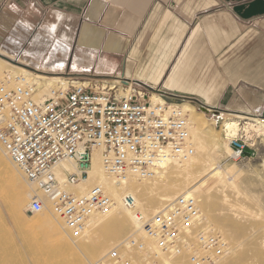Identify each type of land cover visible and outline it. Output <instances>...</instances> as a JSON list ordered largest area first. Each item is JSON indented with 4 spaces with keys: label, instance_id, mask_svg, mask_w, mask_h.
<instances>
[{
    "label": "built area",
    "instance_id": "obj_1",
    "mask_svg": "<svg viewBox=\"0 0 264 264\" xmlns=\"http://www.w3.org/2000/svg\"><path fill=\"white\" fill-rule=\"evenodd\" d=\"M112 82L70 78L66 85L42 95L24 76L12 81L0 78V147L49 203L34 194L30 211H51L75 240L82 237L94 214L105 215L115 205L103 185L78 195L79 187L90 180L96 154L104 175L117 185L129 178L153 179L173 158L194 155L181 108L185 100H172L160 90L147 96L127 80ZM155 96L162 102H154ZM238 124L235 134L224 129L234 161L256 145L246 123ZM66 163L76 171L67 170ZM59 170L64 180L58 177ZM123 202L136 213L146 239L131 237L114 247L105 257L107 264H133L126 255L133 251L140 254L139 264H164L166 258H176L180 264H216L226 257V240L208 227L195 197L182 195L150 219L138 211L130 194Z\"/></svg>",
    "mask_w": 264,
    "mask_h": 264
},
{
    "label": "crops",
    "instance_id": "obj_2",
    "mask_svg": "<svg viewBox=\"0 0 264 264\" xmlns=\"http://www.w3.org/2000/svg\"><path fill=\"white\" fill-rule=\"evenodd\" d=\"M69 27L73 80H127L196 107L264 105V0H0L9 47L39 34L48 50Z\"/></svg>",
    "mask_w": 264,
    "mask_h": 264
},
{
    "label": "bare ground",
    "instance_id": "obj_3",
    "mask_svg": "<svg viewBox=\"0 0 264 264\" xmlns=\"http://www.w3.org/2000/svg\"><path fill=\"white\" fill-rule=\"evenodd\" d=\"M68 29L69 32L68 30L63 31L61 42L58 41L55 43V40L52 39L54 40L52 44L51 38H47L48 43L50 42L47 46L48 50L43 46L44 42L47 41L46 37L38 36L39 34L37 36L35 34L36 37L32 40L30 48L27 46L28 49L26 50L24 46L18 45V47L15 48V46L9 47L11 46L10 44L8 47L1 45L0 56L2 57H0V78L12 81L17 76H24L37 86L42 95V91L45 89H54L59 86L58 84L66 85L67 79L47 76L40 69H45L48 66L49 68L53 67L57 59L62 61V67L65 65L66 58L70 55L69 45L72 42L71 34L73 33L70 27ZM1 32L3 31H0V34ZM54 33L55 31H52V34ZM2 36L4 35L2 34ZM1 39L4 40V38ZM11 40L12 36L7 41L12 43ZM63 40L67 41L68 45L62 43ZM46 53L48 54L46 55L48 57L47 61L45 57L43 58ZM43 59H45L46 63H42ZM130 85H132V83H130ZM153 100L154 102H162L158 96H155ZM181 108L187 117L189 142L194 149V155L186 159L173 158L169 165L157 172L156 177L153 179L141 180L135 177L129 178L127 181L117 185L115 180L104 175L99 158L100 155L96 154L90 180L79 187L81 192H79L78 195L86 193L94 185H103L113 197L115 205L111 211L105 215L94 214L88 220L87 229L82 237L76 240L71 238L70 233L65 228L63 220L49 210H43L42 213H34L35 224L30 223L26 218V212L30 208L31 195L36 194L45 204H48V206L49 203L47 199H45L43 193L36 190L34 187L31 188L30 186L32 190L31 195L26 185L23 190V178L24 180H26V178L19 171L20 174L17 171L18 169L16 168V170L12 165L11 161L7 158L5 159L0 152V200L8 209L25 250L35 257L37 264H94L91 262L93 259H99L97 263L105 264L106 261L103 263L102 260L106 257L107 252L116 245L126 242L127 239L131 237L134 239H146L141 224L136 219V213L126 208L124 205L123 197L126 194H130L135 198L138 211L147 219L152 218L155 214L163 210L169 209L178 197L182 195H191L197 199L199 208L200 205L205 208V212H202L200 208L204 219H207L214 213L216 214L214 216L217 217L218 222L216 225L219 227L220 234H226L231 238L244 237L245 228L233 221L228 214L223 213V208L218 209L221 203L212 196L215 187L218 185H223L224 187L230 186L236 191L244 194L235 180L229 183V180L226 179L227 171H225L220 164H217L216 155L222 156L226 151L232 152V149L228 144L222 146L221 143L213 139L212 143H210L207 132L208 129H205L207 128L205 127V123L201 122L196 115L193 105L186 102L181 105ZM201 109L206 114L214 113L213 110L202 106ZM259 111L261 112V110ZM227 115L234 118L228 119L222 123L223 128L230 131V133L235 134L239 131L240 125L235 119H245L251 121L247 124L253 128H258L256 131L264 135V119L260 116H246L239 113H229ZM225 116L226 115H224V117ZM3 154L5 155L4 152ZM230 155V157L233 156L231 153ZM64 167L71 172L76 171L75 166L71 164L66 163ZM212 167H214L213 170L209 171ZM210 172H214L211 177L198 184L196 176L198 175L199 177L201 175V178L204 174H210ZM58 177L61 180L65 179L62 170H59ZM170 179H173V181H170ZM196 181L197 183H195ZM226 197L228 196L226 195ZM226 197L224 201H221L223 204L226 203L225 205L230 203V200H228V198L226 199ZM230 206L235 207L232 204ZM46 212H49L52 217L46 215ZM31 213L33 216V212L30 211V214ZM207 225L208 227L211 226V229H214L212 228V226L214 227L215 225L214 223ZM4 233L5 230L0 231V237L6 235ZM8 233L10 234V230ZM67 238H69L73 245L67 241ZM227 244L230 245L229 243ZM148 245H151V242H148ZM11 250L12 251H9L5 260L3 262L2 260L0 261V264H19L21 262L22 252L19 247L14 246ZM134 253L140 255L138 251H133L132 253L127 252L126 255L131 260L133 259L134 255L132 256V254ZM228 253L229 255H233L228 262L220 263L222 259L225 258L223 257L219 259V263L217 262L216 264H245L247 259L250 258L249 254L253 256V254L248 253L246 250H240L238 252L232 247L227 250V254ZM258 255L260 256V253H258ZM175 259L176 258H166L164 264H173L172 260Z\"/></svg>",
    "mask_w": 264,
    "mask_h": 264
},
{
    "label": "rangeland",
    "instance_id": "obj_4",
    "mask_svg": "<svg viewBox=\"0 0 264 264\" xmlns=\"http://www.w3.org/2000/svg\"><path fill=\"white\" fill-rule=\"evenodd\" d=\"M1 38L4 37L2 36ZM1 38H0V47L1 45L8 47L6 43L4 45V41ZM61 62L62 61L57 60V62L54 64L53 67L49 68L48 66L45 69H40V70L43 73H45V75L47 76L67 79L68 81V79L72 77L69 71L66 69V66L68 65V61L66 60V63L63 67ZM42 63L44 62L42 61ZM100 80H106V79H100ZM102 83L105 85L106 82H102ZM47 90L49 89H45L44 91H42L43 95H47L48 93ZM195 103L196 105H198L197 107L193 105L195 107L196 115L201 120V122L205 123V127H207L205 129H208L207 132L209 135L210 143H212V139H213L218 143H221L222 146L228 144L224 140V128L222 123H224V121L228 119H234L233 117H230L227 114L240 113L246 116L248 115L260 116L262 119H264L263 118L264 105L256 108V110L246 108L247 111L241 109L239 111H233L232 107L217 109V108L207 107L205 105L200 104L199 102H195ZM201 106L213 110L216 115L214 113L212 114L204 113L201 109ZM259 110H261V112ZM224 115L226 116L224 117ZM235 120H237V122H242V125L243 123H246L245 124V127H247L246 131L247 132L249 131L248 135L249 137H251L253 140L256 141V145L251 150H248L246 155L239 161H234L231 159L230 153L232 154V152L230 151L229 152L226 151L225 154L222 156L216 155V158H217V164H220V166H222V168L225 171H227L226 179L229 180V183L232 180H235L239 184L240 189L244 192V194L240 193L239 191H236L234 188L230 186L224 187L223 185H218L217 187H215L212 196L218 199L219 202L221 203L218 209L223 208L224 210L223 213L228 214L229 217L233 219V221L243 226L246 230L244 237L242 236V237L231 238L226 234L222 235L223 238L226 240V242L230 244L228 245L229 249H231L232 247L238 252L240 250H246L248 253L253 254V256L249 254L250 258L247 259L245 264H264V135L256 131L258 128L257 129L253 128L252 126L247 124L250 123L251 121L245 119H235ZM1 149L2 148H0V152L6 159L7 156L3 154ZM213 168L214 167L210 168L209 171L213 170ZM17 171L19 172V170ZM208 173L204 174L205 176V177L203 176L204 178L203 177L200 178L201 175L199 177L198 175L196 176L198 184L209 179L214 172H210V174ZM170 181H173V179L172 180L170 179ZM197 181L195 183H197ZM25 185L31 195L32 190L30 189L29 184L23 178V190ZM224 195L225 197L227 195L228 197H226V199L228 198V200H230V203L227 204L228 206L225 205L226 203L223 204V202H221L222 200L223 201L225 200ZM229 204L230 205L232 204L235 207L230 206ZM200 208L202 212H205V208L201 207V205ZM0 213H1L0 231L5 230L4 234H6L0 237V261L2 260L3 262L6 256L9 254V251L10 252L12 251L11 248L16 246L19 247V249L22 252V256L20 260L21 262L19 264H37L35 257L29 254L25 250L23 242L17 234V230L14 225V222L10 217L9 211L1 200H0ZM46 215L52 217L49 212H46ZM214 215L216 214L214 213L212 216L208 217L207 219L205 218V221L207 222V224L214 223L215 225L214 227L212 226V228H214L220 233L219 227H217L216 225L218 222L217 217ZM26 218L30 221V223L35 224L34 213L32 216V213L30 214L29 209L26 212ZM9 230H10V234L8 233ZM67 241L71 245H73L70 242L69 238H67ZM229 253L224 259H222V262L220 263L228 262L229 259L233 257V255L232 254L229 255ZM258 253H260V256L258 255ZM132 256H133V259H131L132 263L139 264L140 262L137 260L138 259L137 253L132 254ZM98 260L99 259H93L91 262L94 264H99L97 263ZM104 260L105 258L103 259L102 262H104ZM172 263L180 264L177 259L172 260Z\"/></svg>",
    "mask_w": 264,
    "mask_h": 264
},
{
    "label": "water",
    "instance_id": "obj_5",
    "mask_svg": "<svg viewBox=\"0 0 264 264\" xmlns=\"http://www.w3.org/2000/svg\"><path fill=\"white\" fill-rule=\"evenodd\" d=\"M0 57H2V56H0Z\"/></svg>",
    "mask_w": 264,
    "mask_h": 264
}]
</instances>
